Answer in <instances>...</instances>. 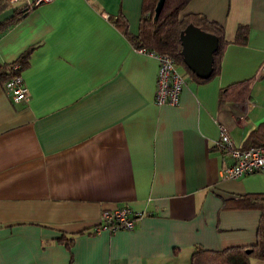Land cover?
I'll return each instance as SVG.
<instances>
[{
  "label": "crops",
  "instance_id": "0c3cea01",
  "mask_svg": "<svg viewBox=\"0 0 264 264\" xmlns=\"http://www.w3.org/2000/svg\"><path fill=\"white\" fill-rule=\"evenodd\" d=\"M141 3L49 1L0 32V65L29 49L19 73L27 100L10 102L0 85V264H189L195 245L254 242L259 211L223 204L264 192V175L222 179L231 158L215 141L224 126L242 148L264 121V0L186 3L179 17L219 25L228 44L204 83L175 66L178 101L159 106L156 60L110 22L121 15L133 36ZM243 24L240 46L232 41ZM245 80L242 102L218 105L221 87ZM119 206L139 213L132 228L93 232L100 211Z\"/></svg>",
  "mask_w": 264,
  "mask_h": 264
},
{
  "label": "trees",
  "instance_id": "16d2710c",
  "mask_svg": "<svg viewBox=\"0 0 264 264\" xmlns=\"http://www.w3.org/2000/svg\"><path fill=\"white\" fill-rule=\"evenodd\" d=\"M157 0H142L141 3V17L138 23L137 33L131 36L127 33V23L125 19L120 15L117 17H110L111 24L115 29L123 34L127 39L132 49H140L143 51H149L155 54L164 53L173 58L174 64L177 67L182 68L191 79L195 82H206L202 79L195 78L189 70L184 66L179 57L180 44L179 34L182 29L188 24L198 27L203 32L213 34L217 39V50L213 53L212 58V72L209 78L218 74V67L220 58L226 43L223 39L222 28L219 25L213 24V22L205 21L200 15H182L179 14L182 8L190 0H164L161 9L157 15V19L153 22L154 7ZM7 0H0V14L9 9ZM27 8H21L16 10L13 8L11 14L6 19L0 20V32L5 31L15 21L17 22ZM247 38V26H236L233 43L240 46H244ZM28 50L24 51L23 55L10 64L0 65V85L2 86L4 81L9 80L12 76L19 75L24 69L26 58L28 56ZM13 65H17L16 69H13ZM208 78V79H209ZM250 80L243 82H236L230 85H225L218 90V105L223 102H242L248 91ZM264 121L259 122V125L250 130L247 133L246 138L243 140L242 148H248V146L260 145L264 140ZM224 207H231L234 209L244 208L251 209L256 208L259 211V220L255 232V240L252 245L245 247L244 245L233 246L229 245L224 249L208 250L205 247L194 246L189 253V264H249L250 260L255 258L264 262V192H250L242 194L233 200H230ZM96 225V224H95ZM94 225V226H95ZM93 226V227H94ZM71 236L61 234L58 240L68 247L71 241ZM249 248L248 253L245 249Z\"/></svg>",
  "mask_w": 264,
  "mask_h": 264
},
{
  "label": "built area",
  "instance_id": "2783aa9c",
  "mask_svg": "<svg viewBox=\"0 0 264 264\" xmlns=\"http://www.w3.org/2000/svg\"><path fill=\"white\" fill-rule=\"evenodd\" d=\"M23 0H7L8 4H14ZM54 0H33L25 2L28 9L36 5L46 4ZM140 54L152 56L157 62L153 102L155 105L160 104L173 105L178 101V93L180 92L184 82L178 74L173 58L164 53H152L135 49ZM17 65H13L16 69ZM261 74L264 75V63L260 67ZM20 75L12 76L9 80H5L2 85V90L9 97L10 102H23L27 100V89L22 82ZM217 148L222 152H227L231 158V163L225 164L220 169L222 179L231 178L237 179L239 176L248 175L249 173H262L264 175V141L258 146H248V148L233 147L229 142L227 130L224 126L218 127ZM264 140V139H263ZM139 213L133 212L129 207H115V209H103L100 211L96 225L93 227V232H98L108 229L109 232L116 229L129 230L132 228L135 218Z\"/></svg>",
  "mask_w": 264,
  "mask_h": 264
},
{
  "label": "water",
  "instance_id": "95a60500",
  "mask_svg": "<svg viewBox=\"0 0 264 264\" xmlns=\"http://www.w3.org/2000/svg\"><path fill=\"white\" fill-rule=\"evenodd\" d=\"M164 0H157L154 7L153 22L161 9ZM181 62L198 79L207 80L212 72V55L217 50V39L208 32L201 31L198 27L186 25L179 34ZM249 248L245 249L248 253Z\"/></svg>",
  "mask_w": 264,
  "mask_h": 264
},
{
  "label": "rangeland",
  "instance_id": "374dc122",
  "mask_svg": "<svg viewBox=\"0 0 264 264\" xmlns=\"http://www.w3.org/2000/svg\"><path fill=\"white\" fill-rule=\"evenodd\" d=\"M250 264H264V262L253 258Z\"/></svg>",
  "mask_w": 264,
  "mask_h": 264
}]
</instances>
